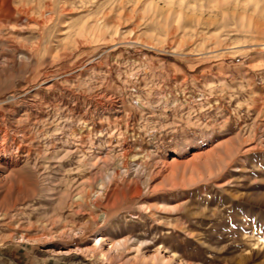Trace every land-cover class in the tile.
Here are the masks:
<instances>
[{
    "label": "rangeland",
    "instance_id": "1",
    "mask_svg": "<svg viewBox=\"0 0 264 264\" xmlns=\"http://www.w3.org/2000/svg\"><path fill=\"white\" fill-rule=\"evenodd\" d=\"M24 1L16 0L14 5L28 4L36 8V14L44 2H51L58 13L67 9L59 25H72L73 38L82 24L77 22L85 20L98 24L106 38L90 42L89 50L100 54L94 63L58 79L76 96L71 92L62 96L57 90L46 94L25 78L15 87V94L24 96L9 103L5 112H21L28 118L36 139L25 137L23 125L11 120L1 125L0 147L7 149V157L17 162L15 168L36 187L37 194L25 205L18 203L8 219L0 220V264H110L88 251L94 236L103 231L149 237L147 255L163 244L184 264H264V0ZM66 30L52 27L47 33L54 53L68 35ZM26 31L17 29L5 37L11 36L18 47L29 46L26 37L32 33ZM73 46L70 43V49ZM55 63L53 72L78 68L70 62L63 68L61 60ZM97 88L103 97L96 96ZM27 97L37 100L39 111L29 108ZM118 100L123 113L115 122L113 112L103 113L101 107ZM136 100L144 101L147 108L139 111ZM72 107L78 114L101 119L102 137L92 138L94 144L87 137L90 128L73 121L78 114L73 118ZM74 129L83 130L86 139L81 143L72 139ZM131 129L138 134L133 136ZM148 130L154 134L147 135ZM211 139L227 160L215 170L218 178L143 197L151 204L166 200L187 204L186 212L161 211L159 222L136 197L119 208L111 222L93 225L82 234L69 233L70 228L100 212L87 208L68 215L67 208L57 207L67 221L54 223L49 218L56 216L54 201L67 184L92 174L88 167L78 168L76 154L89 159L96 154L117 157L125 151L126 140L137 146L136 151L142 145L147 153L164 159L177 152L190 153ZM225 146L230 149L228 155ZM67 151L76 153L75 157L65 156ZM3 168L5 174L11 171ZM204 209L217 214L204 216ZM176 223L186 228L177 238H162ZM152 237L157 238L154 245Z\"/></svg>",
    "mask_w": 264,
    "mask_h": 264
},
{
    "label": "bare ground",
    "instance_id": "2",
    "mask_svg": "<svg viewBox=\"0 0 264 264\" xmlns=\"http://www.w3.org/2000/svg\"><path fill=\"white\" fill-rule=\"evenodd\" d=\"M15 1L16 0H0V38L2 41L0 42V132L1 125L6 126L9 121L16 120L19 125H23L22 130L25 132V137L27 136L31 141H35L36 136L31 132L32 129L28 118H25L21 112L13 114L7 111L10 115H7L5 112L9 103L16 101L17 97L21 98L24 96V94H15V87L18 84V81H20V78H25L28 81L33 82L36 89H40L46 94H50V91L53 92V90H57L62 96L68 92L75 95L74 91L68 88L69 86H60L58 79L64 75L67 76L68 74L78 73V69L81 70L94 63V61L99 58L100 54L95 53L96 49L89 50L90 42L94 40L100 41L102 38H106V33L100 29L98 24L93 23V25H91L88 20H85L77 22V24H82L75 35L74 31L73 38L72 33L69 31V29L72 28V25L66 27L63 25L64 28H61L62 25H59V23L62 24L61 15L65 14L67 9H63L61 11V13H63L61 14L56 11L51 2H44L40 4L38 11L39 14H36V8L28 7V2L25 3L26 0L23 3L27 5L24 7L22 6V8L18 6V8H16L14 5ZM91 19L94 20V18ZM97 19L99 20V18ZM96 20L95 22H97ZM52 27L53 29L57 28L59 30L67 29L66 33L68 34H66L67 36L65 40L61 43L59 42L55 53L54 47L51 46L52 42L46 39V36H48L47 33ZM17 29L20 33L26 30L32 33L30 34L31 37H26V42L31 41V45L21 46L20 44V47H18L14 43V40L10 39L11 36L5 37L10 33L12 35V32ZM19 35L22 36L21 34H18V36ZM71 37L73 38L72 41L70 40ZM70 43H72V45L74 44L73 49H70ZM59 60L64 61V66H61L63 68L69 67V62L71 63L70 66L78 68L63 71L62 73L61 71L60 73L53 72L52 67L56 64L55 62H59ZM96 93V96H104V94H102L103 92L99 91L98 88ZM52 94L54 95V93ZM73 95H71V97ZM122 100L116 101V104L113 102L109 106H102L101 111L103 113L113 112L112 115L114 116V121L117 120L119 115L123 113V111H121L122 109H119L120 106H122ZM28 102L29 108L35 110V107H37V100L35 98H29ZM135 103L141 112L147 108L146 103L142 100H136ZM128 110L125 109L124 111L126 112ZM72 111L74 114L73 118H75V114H78V111H75L74 108ZM34 117L36 118V116ZM100 120L99 117L97 118L94 115L90 117L80 111L73 121L85 124L90 128V134L87 137L91 143L94 144L95 142L92 138L95 136L102 137L100 134L103 129L99 128L102 127L100 126ZM25 121H27V123H25ZM133 129H131L133 136H136L138 133ZM6 131H8L7 128ZM82 131H76V129L72 130L70 135L73 136L72 139H74V142L81 143L86 139ZM153 134L154 132H151L150 130L147 131V135L152 136ZM4 138L7 139V135ZM124 141L125 151L123 154L121 153L122 155L117 157H111V155L109 157H102L99 156L101 154H96L93 158L89 159L84 155L78 156L76 153L66 152L65 156L68 155L73 157L74 154H76V158L79 160L78 168L88 167L87 169H90L92 174L86 179H81L80 182L74 178L73 182L67 184L66 188L61 193L60 198L54 201L56 202L54 208L56 216L51 215L49 217L51 221L54 223L67 221L63 214H60L61 212H56L57 207L62 210L67 208L69 210L68 215L81 213L83 209L85 210L87 208L90 209L92 213L94 211L100 212L99 214L97 213L98 216L88 215V219L84 222L78 226L70 228L69 233L82 234L93 225L111 222V219L118 212L119 208L129 200L139 197L141 199L139 202L141 207L146 210L150 217L156 218V220L160 222V218L157 217L159 212H172L177 210L186 212V209L189 206L187 204H180L179 202L173 205L172 202L167 200V202L164 201L165 204H161L158 201L155 204L147 203L145 202L146 200L143 199L146 194L155 193L164 189L181 190L191 185H195L200 180L218 178L217 175H215V170H218V168L227 161L224 155H222L217 149L216 141L213 139L210 140L209 144H199V147L190 153L185 154L184 152H177L173 154V156L165 157L164 159L155 158L153 154L147 153L144 149H141L142 145L139 146V151H136L135 147L137 148V146H134L130 141ZM6 150L7 149L0 147V220L2 221L9 218L11 211L15 209V206L18 203L20 204V202H22L21 205H25L29 200L30 202L33 201L37 194L36 187L28 182L22 173L15 168L17 167V162L7 157ZM229 151V147L225 146L224 153L228 155ZM57 157H59V155ZM61 159H64V157ZM149 159L151 161H149ZM85 160L91 161L86 162ZM3 167H10L11 171L5 174L2 170ZM79 171L82 172L81 170ZM183 192L184 191H182V193ZM208 213L216 215L217 211L202 210L204 216L209 215ZM190 216L191 215H189V217ZM172 227L173 230L170 234H165L161 237L164 239L177 238L179 232L186 228V226H183L181 223L173 224ZM23 237L25 238V236ZM156 240V237H152L150 243H153L154 245L157 242ZM148 241L149 237L146 236H134L132 234H127L125 236H119L116 234L109 235L106 231H103L94 236V245L92 248H89L88 251L93 252V254L97 253L101 259L110 264H184L178 262L176 256L174 254L172 255L170 250L163 244L156 247L152 255H147L144 250L151 248V246L148 245ZM261 241L264 242V239H261ZM104 245L109 246L108 250L104 249ZM130 252H133L134 255L129 256ZM120 257L125 259L120 260Z\"/></svg>",
    "mask_w": 264,
    "mask_h": 264
}]
</instances>
